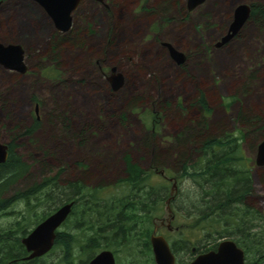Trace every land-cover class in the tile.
<instances>
[{
	"label": "rangeland",
	"instance_id": "1",
	"mask_svg": "<svg viewBox=\"0 0 264 264\" xmlns=\"http://www.w3.org/2000/svg\"><path fill=\"white\" fill-rule=\"evenodd\" d=\"M187 1L85 0L67 32L56 31L48 13L36 2L4 1L0 41L21 43L30 70L15 74L0 65V121L6 123L0 124V137L7 140L32 126L39 104V127L31 138L21 139L19 150L24 155L45 153L47 159L37 161L38 169L50 168L55 173L63 165L68 177L82 174L83 199L91 201L92 207L96 201L119 202L132 193L140 194L138 185L119 182L125 157L131 156L149 170L142 194L157 192L160 208L156 216L170 220L166 200L175 196L172 226L179 228L163 227L157 233L171 244L186 239L187 249L176 257L191 261L206 246L234 239L232 230H227L235 221H229L226 228L227 218L220 221L216 216L221 224L211 218L196 225L197 213L208 211L214 192L205 190L202 178L183 176L182 165L187 163L190 172L200 169L206 163L204 151H199L203 142L230 136L242 156L238 168L247 169L254 179L255 211L262 213L252 223L256 236L247 258L253 262L254 256L264 253V167L255 163L264 139V26L248 20L231 41L220 47L216 43L227 33L237 6H264V0H206L191 11ZM55 34L65 41L59 43ZM166 43L184 53L183 63L173 59ZM112 68L124 77L118 90L109 79ZM201 95L209 112L198 104ZM136 97L141 100L130 104ZM144 144L156 150L158 162L167 163L155 169ZM174 183L178 188L172 193ZM10 220L1 217L0 225ZM148 222L143 219L139 227L150 226L152 233L155 222ZM84 227L83 241L72 247L73 254L64 255L60 245L31 264L84 262L94 251L82 247L92 236L87 223ZM216 229L223 233L216 234ZM106 243L117 264H142L150 252L155 264L153 250L145 253L140 241L123 244L112 237ZM193 247L198 251L193 252Z\"/></svg>",
	"mask_w": 264,
	"mask_h": 264
},
{
	"label": "flooded vegetation",
	"instance_id": "2",
	"mask_svg": "<svg viewBox=\"0 0 264 264\" xmlns=\"http://www.w3.org/2000/svg\"><path fill=\"white\" fill-rule=\"evenodd\" d=\"M4 1L6 0H2V3ZM31 1L40 5L35 0ZM83 1L85 0L80 2L78 8L73 11L72 15H74V13L79 9ZM40 6L42 7V5ZM51 20L53 27H55L56 31H58L52 18ZM61 43H63V41ZM15 44H20L23 47L26 62L27 50L21 43ZM29 70L30 68L28 67L27 71L24 73L16 70L10 71L15 74L24 75L29 73ZM34 112L35 120L32 126L27 127V129L21 133L17 131L16 133L11 134V138H8L7 140L0 137V141L8 146L7 160L0 163V218H11L7 224L0 225V254L4 256L5 254H7V256H12V258L8 260V264H31V262L42 259L43 257L51 254L56 247L60 245L63 246L64 255L73 254L72 247L83 241V230L85 228L84 223L88 224L86 229L92 230V236H89L88 239L91 237H97V239L104 238L103 240H109L114 235L111 232L116 221H127L130 217L127 212L129 214L131 213L130 207H125L128 201L127 199L119 202L114 199L96 201L94 202L93 207L90 206L91 201L88 203V201L83 199L85 181L82 174L76 176L75 178L68 177V170L66 167H63V165L60 169H58V171H54L55 173H52V169L50 168L44 167L38 169V167L41 166L38 165L37 161H45L47 159L46 154L43 152L40 154L31 152L24 155L22 151L19 150L18 144H20L21 139L24 137L31 138L35 129L39 127V104L35 105ZM0 124L2 126L6 125L4 120H1ZM255 163L258 167H264V165L257 164L256 158ZM46 164L47 163L44 162L45 166ZM86 186L91 185L86 184ZM175 188H178V183H174L172 193L176 192L174 190ZM56 190L60 191L58 195H55ZM255 193L253 184V188L250 189L246 196L247 200L249 199L248 202L253 201V205L256 207V204H254L256 196ZM141 194L142 192H140L139 195L141 196ZM174 198L175 196L172 194L171 197L166 200L168 211L171 216L170 220L167 222L166 219H160L158 216H155L153 218L155 223L151 235L153 233L159 234L157 231L163 227H166L168 230H176L179 228H174L172 226V221L176 218V215L171 207V202ZM148 202L151 204H160L157 200ZM69 204L71 206L67 216L54 230L55 239L52 248L40 256L27 259L26 257H29L34 250H30L28 248L24 239L33 234V232L51 215ZM194 212L195 211L190 210V213ZM155 220H160V224H157ZM124 227L125 229L129 228L127 222ZM110 233L112 237L109 236ZM82 247H84L83 244ZM104 247L105 248H102L100 251L110 249L108 246ZM192 250L193 252H196L197 248L193 247ZM246 261L251 262L247 257Z\"/></svg>",
	"mask_w": 264,
	"mask_h": 264
},
{
	"label": "trees",
	"instance_id": "3",
	"mask_svg": "<svg viewBox=\"0 0 264 264\" xmlns=\"http://www.w3.org/2000/svg\"><path fill=\"white\" fill-rule=\"evenodd\" d=\"M251 7L252 12L249 20L264 26V6L262 4L253 3ZM55 35L54 38L58 36V34ZM57 38L59 39V43L65 41V38L61 36ZM140 100L141 99L139 97L132 98L130 104L135 105ZM198 104L207 112L210 111L204 95H201V97L198 98ZM144 145L148 149L146 153L148 155L150 154V158L154 167L158 168V166L161 164L167 163V161L158 162L155 159L156 150L151 148L149 149L148 144ZM224 145H227L229 148L224 149ZM237 146L236 140L230 136H228L226 140L215 137L207 138L203 142V147L199 148L200 152L204 151L203 156L206 159V163L201 166L200 169H194L193 172H190L188 169V164L184 163L182 165V175L190 177L192 176L194 178H202L204 184L201 183V185L205 188V190L209 192V194L214 192L211 199L212 202L208 205V211H203V213L200 214L196 211L194 212L198 214L196 225H203L211 218L215 222L218 221V218L221 221L224 220L222 217H225L227 218L226 228H228L230 226L229 221H235L234 227L227 231L229 232L232 230V233L235 235L233 240L245 250L247 257L256 236V233L252 232V223L255 220L261 218L262 213L257 210L255 211L256 207L253 205V201L248 202L249 199L247 200L246 195L249 193L250 189L253 188V179L252 175L248 173L247 169L245 170L242 167L238 168L237 163L242 160V156L239 154V149ZM148 171L149 170L146 171V169L143 168L139 163L134 162L131 156L127 155L125 157L124 175L119 182L130 183L132 186L138 185L137 187H140L139 192H142L143 189L141 186L144 184V181H147L150 178ZM146 194L147 195L141 194V196H136L134 193H132L130 196H128V201L125 207H130L131 213L129 214L127 212V214L130 215L129 219H127L125 222L117 220L114 224L112 232L110 231L114 234L113 237L115 239H121L123 244H128L133 241L142 242V247L145 249V253H147V251H152V244L150 241L151 227L146 226V228H140L139 225L143 219H149V222H151V219L157 215V212L160 208L159 204H151L148 202L157 200L155 197L157 192L154 190H148ZM216 216H219L217 220L214 219ZM126 222L128 223L129 227L127 229L124 227ZM217 223L221 224L219 221ZM215 233L221 235L223 231L216 229ZM210 234L212 235L213 232ZM103 239L104 238L97 239V237H91L87 239L84 248L94 249L93 255L89 256L88 259L80 264H86L90 259H92L96 254L95 250L105 248L104 246L111 248L107 243L104 245L107 240ZM185 241L186 239H184L183 243L181 244L178 243V241H174L172 244L170 243L175 255L180 253L181 250L187 249V243ZM218 244L219 242H214L211 246H206L203 251L200 252L216 249ZM150 253L146 254L143 261H141L142 264H154L151 256L152 254ZM11 257L12 256H7V254H5V256L0 254V264H8V260ZM252 263L264 264V253L254 256Z\"/></svg>",
	"mask_w": 264,
	"mask_h": 264
},
{
	"label": "water",
	"instance_id": "4",
	"mask_svg": "<svg viewBox=\"0 0 264 264\" xmlns=\"http://www.w3.org/2000/svg\"><path fill=\"white\" fill-rule=\"evenodd\" d=\"M53 19L56 28L60 32L71 30L73 24V11L76 10L82 0H35ZM101 1V0H100ZM206 0H188V9L191 11L203 4ZM2 0H0V4ZM252 7L249 4H240L235 9L234 19L229 26L227 33L222 36L216 46L220 47L231 41L240 32L245 23L249 20ZM170 54L177 63L185 61L183 52L176 49L172 44L166 43ZM0 64L6 69L26 72L28 66L25 62L24 49L20 44L4 43L0 41ZM113 74L109 79L112 88L118 90L123 86L124 77L122 73ZM8 157V146L0 141V163L5 162ZM258 165H264V139L258 146L256 157ZM70 204L62 207L56 213L46 219L29 237L24 239L25 244L34 252L26 257L27 259L40 256L49 251L55 239V228L64 220L70 210ZM152 250L155 264H253L246 261L245 251L233 239L227 238L219 242L216 249L201 252L191 261H178L172 250L170 242L162 234L151 235ZM86 264H117V257L110 249H104L97 253Z\"/></svg>",
	"mask_w": 264,
	"mask_h": 264
}]
</instances>
